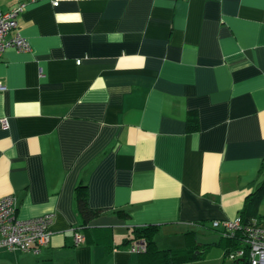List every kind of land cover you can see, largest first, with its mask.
Here are the masks:
<instances>
[{
    "label": "crops",
    "instance_id": "1",
    "mask_svg": "<svg viewBox=\"0 0 264 264\" xmlns=\"http://www.w3.org/2000/svg\"><path fill=\"white\" fill-rule=\"evenodd\" d=\"M20 1L30 48L0 56V197L20 218L53 220L46 246L0 249V264H138L123 241L149 224L218 241L212 222L237 217L264 177V0L0 9ZM80 183L100 211L87 224Z\"/></svg>",
    "mask_w": 264,
    "mask_h": 264
},
{
    "label": "built area",
    "instance_id": "2",
    "mask_svg": "<svg viewBox=\"0 0 264 264\" xmlns=\"http://www.w3.org/2000/svg\"><path fill=\"white\" fill-rule=\"evenodd\" d=\"M26 3L20 1L11 9H0V56L7 48H14L17 51H28L30 48L18 28V15L23 11ZM56 4L57 2H54V5ZM4 88L5 86L0 83V90ZM0 125L7 128V118H1ZM52 217V214H44L20 218L17 215L15 197L13 195L0 197V249L36 251L46 246L50 240L49 227ZM212 227L219 229L220 234L223 235H232L236 231L241 235V246L226 255L235 264H264V217L252 218L250 222L244 223L238 215L233 220L221 222L214 220ZM73 238L75 244L83 243L85 240L84 235L77 229ZM129 249L139 253L146 249V243L144 240L134 241Z\"/></svg>",
    "mask_w": 264,
    "mask_h": 264
},
{
    "label": "trees",
    "instance_id": "3",
    "mask_svg": "<svg viewBox=\"0 0 264 264\" xmlns=\"http://www.w3.org/2000/svg\"><path fill=\"white\" fill-rule=\"evenodd\" d=\"M263 194L264 177L246 197L244 207L239 214L244 223L250 222L252 218H259L256 208ZM75 205L84 224H87L100 212L88 205L86 186L81 183L75 187ZM158 229V225L154 224L133 227L131 238L123 241V247L127 249L134 241H145L146 249L138 253V264H177L190 260L196 261L201 259L207 251L209 243L198 242L195 231H187L184 233L183 247L159 248L155 240ZM241 239V235L236 231L232 235L220 234L218 241H213L212 244L222 246L223 256L226 258L228 252L241 246ZM229 264H235V262L230 261Z\"/></svg>",
    "mask_w": 264,
    "mask_h": 264
},
{
    "label": "rangeland",
    "instance_id": "4",
    "mask_svg": "<svg viewBox=\"0 0 264 264\" xmlns=\"http://www.w3.org/2000/svg\"><path fill=\"white\" fill-rule=\"evenodd\" d=\"M214 234H207L208 237H206L205 240H208L206 242H208L209 245L207 251L204 253L201 259H198L196 261H184L177 264H229L231 260L227 257L224 258L223 247L217 244H212V242L210 241V239L215 237ZM155 240L158 247L163 249L179 248L184 246V242L182 239L166 237L161 233H157Z\"/></svg>",
    "mask_w": 264,
    "mask_h": 264
}]
</instances>
